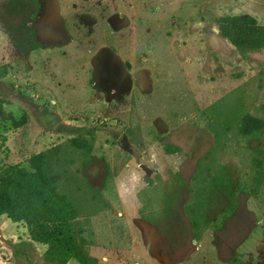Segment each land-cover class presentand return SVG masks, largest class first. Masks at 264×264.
Wrapping results in <instances>:
<instances>
[{
    "label": "rangeland",
    "instance_id": "rangeland-1",
    "mask_svg": "<svg viewBox=\"0 0 264 264\" xmlns=\"http://www.w3.org/2000/svg\"><path fill=\"white\" fill-rule=\"evenodd\" d=\"M243 15L264 0H0V169L43 153L98 264H264V47L221 33ZM47 248L0 216V264Z\"/></svg>",
    "mask_w": 264,
    "mask_h": 264
},
{
    "label": "trees",
    "instance_id": "trees-1",
    "mask_svg": "<svg viewBox=\"0 0 264 264\" xmlns=\"http://www.w3.org/2000/svg\"><path fill=\"white\" fill-rule=\"evenodd\" d=\"M221 33L242 52L264 47V27L249 15L226 18ZM0 139L5 146L6 136L0 135ZM35 162V172L12 164L0 169V181L9 189L0 192V216L23 222L32 241L48 246L45 259L50 263L67 264L74 259L79 264H98L78 242L76 205L56 191L46 173L45 155L38 154ZM13 190L26 194L28 201L17 202L11 194Z\"/></svg>",
    "mask_w": 264,
    "mask_h": 264
}]
</instances>
